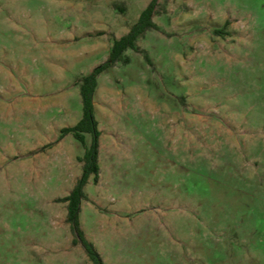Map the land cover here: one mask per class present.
Returning a JSON list of instances; mask_svg holds the SVG:
<instances>
[{
  "label": "rangeland",
  "instance_id": "rangeland-1",
  "mask_svg": "<svg viewBox=\"0 0 264 264\" xmlns=\"http://www.w3.org/2000/svg\"><path fill=\"white\" fill-rule=\"evenodd\" d=\"M151 1L0 0V264H92L58 201L85 145L61 133ZM153 20L97 77L85 237L104 264H264V0H157Z\"/></svg>",
  "mask_w": 264,
  "mask_h": 264
},
{
  "label": "trees",
  "instance_id": "trees-1",
  "mask_svg": "<svg viewBox=\"0 0 264 264\" xmlns=\"http://www.w3.org/2000/svg\"><path fill=\"white\" fill-rule=\"evenodd\" d=\"M156 1L157 0H152L148 4L140 14L138 21L131 27L127 34L114 39L108 59L96 66L89 74L82 78L81 97L83 103V116L74 126L63 128L61 133L62 136L73 133V135L85 145V152L83 156L79 157V160L83 162L82 175L77 180L71 192L67 196L59 198L58 201L67 202V220L76 233L77 239L75 242L80 241L82 243L92 264H104V260L95 245L85 237L80 223V211L82 200L87 197L84 188L90 176H93L96 183L100 178L99 139L101 131L95 116L94 103V96L98 86L97 77L102 71L112 66L116 61L122 60L124 52L128 48L140 50L137 46L138 38L147 29L156 27V23L153 20ZM86 133L92 135L90 144L86 143Z\"/></svg>",
  "mask_w": 264,
  "mask_h": 264
},
{
  "label": "crops",
  "instance_id": "crops-1",
  "mask_svg": "<svg viewBox=\"0 0 264 264\" xmlns=\"http://www.w3.org/2000/svg\"><path fill=\"white\" fill-rule=\"evenodd\" d=\"M99 155H100V151H99ZM81 156H83V155H81ZM81 156H79V157H81ZM79 157H78V161H79V162L82 164V166H83V162L79 160ZM64 205H65V207H67V202H64Z\"/></svg>",
  "mask_w": 264,
  "mask_h": 264
}]
</instances>
